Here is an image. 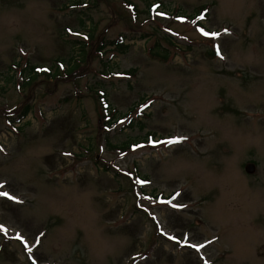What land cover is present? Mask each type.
I'll list each match as a JSON object with an SVG mask.
<instances>
[{"label":"rangeland","instance_id":"obj_1","mask_svg":"<svg viewBox=\"0 0 264 264\" xmlns=\"http://www.w3.org/2000/svg\"><path fill=\"white\" fill-rule=\"evenodd\" d=\"M0 185V264H264V0H0Z\"/></svg>","mask_w":264,"mask_h":264},{"label":"trees","instance_id":"obj_2","mask_svg":"<svg viewBox=\"0 0 264 264\" xmlns=\"http://www.w3.org/2000/svg\"><path fill=\"white\" fill-rule=\"evenodd\" d=\"M82 26L83 27H87L86 26V22L85 21H83L82 22ZM89 31H91V29H88ZM90 37L92 38V35H90ZM123 38H121V39H119V40H117V41H113V42H111L110 44H112V45H114V46H116V47H118L119 49H122V48H127V46H124L123 45ZM155 57H158V56H155ZM164 58V57H163ZM74 60V62L76 61V59H73ZM81 61H78V63L77 64H79ZM77 67V65L75 66V68ZM31 110H32V108L28 105L27 107H25V109L23 110V112L18 116V118L16 119L17 121L16 122H21V121H23L24 119H26L27 117H28V115H29V113L31 112ZM131 144H136V142L134 141V143L133 142H131V141H127V142H125V143H123V145H116V146H113V149H117V150H120V151H122V152H126L127 151V149L130 147V145Z\"/></svg>","mask_w":264,"mask_h":264},{"label":"snow or ice","instance_id":"obj_3","mask_svg":"<svg viewBox=\"0 0 264 264\" xmlns=\"http://www.w3.org/2000/svg\"><path fill=\"white\" fill-rule=\"evenodd\" d=\"M201 31L203 32V29H201ZM204 34L205 35H209V33H207V32H204ZM211 35H213V36H215V35H217L216 33H211ZM172 142H174V141H169V143H172ZM0 187H3V185H0ZM0 195H2V196H6V197H8L9 199H13V200H15L16 198L14 197V196H10V194L8 193V192H0ZM175 206V205H174ZM4 228V226L3 225H0V229H3ZM193 247H196V245H192ZM29 251H31V249H29Z\"/></svg>","mask_w":264,"mask_h":264}]
</instances>
